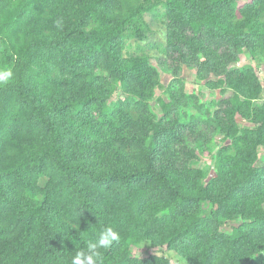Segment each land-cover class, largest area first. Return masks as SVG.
Here are the masks:
<instances>
[{"label":"trees","instance_id":"1","mask_svg":"<svg viewBox=\"0 0 264 264\" xmlns=\"http://www.w3.org/2000/svg\"><path fill=\"white\" fill-rule=\"evenodd\" d=\"M241 51L264 59V0H0V264H71L103 226L102 264H264V84Z\"/></svg>","mask_w":264,"mask_h":264},{"label":"rangeland","instance_id":"2","mask_svg":"<svg viewBox=\"0 0 264 264\" xmlns=\"http://www.w3.org/2000/svg\"><path fill=\"white\" fill-rule=\"evenodd\" d=\"M146 19L151 25L152 33H150V40L147 43H141V46L145 48L146 53L151 56V61L153 64L157 65L160 74H161V83L163 85H167V83L170 82L172 79V73L167 70V68L162 67L158 63L157 56L162 54L160 52L159 46L162 47V44L164 43V34L166 31L164 21L160 17H154L152 14L146 15ZM126 44L128 46V51L131 53H137L138 49L136 46V42L133 39H127ZM244 64H251L253 65L257 73L262 80L264 84V59L258 60L251 58V56L246 51L240 52V61L238 65H244ZM181 76L185 80V87L187 93H196L198 95V98L200 100V103L205 105L206 107L212 108L214 105V101L218 100L219 97H221V94L218 90H210L207 88V86L204 84V81L199 80L196 77V72L194 70H191L187 68L186 66H183V69L181 71ZM157 95L164 94L165 98L168 99L167 94L162 92V89L158 88ZM122 95L120 91H118L115 94V98L117 96ZM264 98V92L262 93V96ZM153 107L157 110L156 102L152 103ZM205 108V107H204ZM198 110L194 108H189L190 113H196ZM198 113V112H197ZM239 124L243 126H251L249 123L244 122L242 119H239ZM219 146V144H214L213 151ZM213 152L210 155H205L200 160L192 161V165L197 167H208L210 171V176H213L215 173V169L213 167V161L214 156ZM259 161L258 163L264 164V148H259ZM228 229H230L229 226H227ZM165 247H152L150 243H142L140 246H133L132 247V253L137 256H145L148 252H157L159 254L162 253ZM168 252V251H167ZM173 262L176 264V256H172ZM183 261V260H182ZM183 264H188L185 261H183Z\"/></svg>","mask_w":264,"mask_h":264},{"label":"clouds","instance_id":"3","mask_svg":"<svg viewBox=\"0 0 264 264\" xmlns=\"http://www.w3.org/2000/svg\"><path fill=\"white\" fill-rule=\"evenodd\" d=\"M57 29L63 28V21L57 20ZM14 79V72L11 67L0 66V87L8 85ZM120 240V233L110 226H103L95 240L85 242V248L77 249L71 259V264H102L103 256L101 249L110 248ZM176 264H183L182 259L177 258Z\"/></svg>","mask_w":264,"mask_h":264}]
</instances>
